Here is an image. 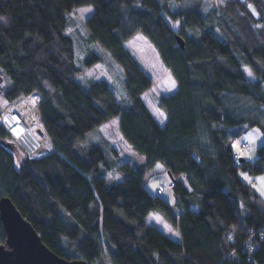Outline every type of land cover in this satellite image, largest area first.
Instances as JSON below:
<instances>
[{"label":"trees","instance_id":"1","mask_svg":"<svg viewBox=\"0 0 264 264\" xmlns=\"http://www.w3.org/2000/svg\"><path fill=\"white\" fill-rule=\"evenodd\" d=\"M84 5L94 7L84 23L100 50L86 63L120 66L123 104L107 79L77 64L66 13ZM139 32L177 82L158 99L164 124L144 99L153 78L126 46ZM0 72L7 102L39 97L40 112L22 119L40 140L44 128L52 150L29 158L0 118V197L50 249L89 264H264V197L239 175L264 174V0H0ZM15 109L31 112L26 101ZM115 116L145 156L139 166L107 164L102 144H81ZM255 127L256 156L237 162L235 139ZM158 162L172 172L178 213L145 186ZM112 168L123 177L107 186ZM152 212L179 237L149 223Z\"/></svg>","mask_w":264,"mask_h":264},{"label":"rangeland","instance_id":"2","mask_svg":"<svg viewBox=\"0 0 264 264\" xmlns=\"http://www.w3.org/2000/svg\"><path fill=\"white\" fill-rule=\"evenodd\" d=\"M93 9L94 7L92 5H84L75 8L69 13H66L68 21L66 32L73 37L78 66L87 67L86 77L90 79H107L117 99L123 104L126 98L125 88L122 84L123 72L120 66L116 63L111 62L109 59L102 58L96 61L97 65L92 68H88V65L86 63L88 58L93 53L100 54L98 46L93 44L92 40L89 39V33L84 23L86 18L89 17L93 12ZM126 46L131 50L134 56L144 67V69L153 78V85L148 91H146L144 99L152 113L159 120L162 121L165 118V113L158 106V99L163 94H170L174 92V90L177 88V82L175 81L171 72L164 66L156 47L146 35L141 32L136 33L134 36H132L129 40L126 41ZM245 71L249 78H253V75L251 74L253 70L251 69V67H245ZM4 85L5 82L3 85H0V118L2 117L1 105H10V102H7L3 97ZM23 101H26L29 108L31 109V112L29 110V113L21 111L20 116L22 118H25V116H27V118H30V114H34V112L36 113V111H39V97L36 95H32V97L30 98H24L17 104H14L10 107H13V109L15 110V107L20 105ZM7 113L11 115V112L9 111H7ZM11 118V116L7 117V119L10 120ZM119 123V116L112 117L107 122H105V124L99 126L93 132H90L87 135L85 141L81 142V144L83 143L82 145L88 148H90L94 144H102L106 153L107 164L128 161L134 166H139L145 161V156L139 153L125 138L120 129ZM11 124L9 126H11ZM16 135L18 136L17 132ZM16 135H13V137L20 143V148H23V150L26 151L27 156L30 157L23 141ZM107 138L111 141L112 145L116 147L118 154H115V152L112 151V145H110L108 142H105ZM44 140H40L36 135V141L33 143L32 149L30 150L32 155L40 157L48 153V147L49 149L51 148L48 141V137L46 136V139L44 138ZM37 141L38 143L36 144ZM245 141H249L250 144L248 153L242 149V144ZM262 142L263 138L261 135V131L257 127H255L252 128L249 132L247 131L237 137L234 141V146L235 149L238 150V152L241 154V156L244 157L245 155L249 158H254L257 154V148ZM107 164L103 163L102 168L105 169L107 167ZM253 176V180H255L253 181V184L255 185V187H257V191L259 190L258 192H261L264 195V174H256ZM122 177V173L117 168H112L107 171L106 185L110 186L112 183L121 180ZM145 177L148 178L146 185L148 191L152 195H159L162 199L168 201L172 208L178 213V206L176 205V196L172 188V177L170 176L167 168L162 163L158 162L147 171ZM159 188L162 189L161 193H158ZM148 221L152 225H155L161 230H163L168 235L174 238L179 237V231L176 225L164 216H162L160 213H150Z\"/></svg>","mask_w":264,"mask_h":264},{"label":"water","instance_id":"3","mask_svg":"<svg viewBox=\"0 0 264 264\" xmlns=\"http://www.w3.org/2000/svg\"><path fill=\"white\" fill-rule=\"evenodd\" d=\"M177 39L184 47L183 38L178 35ZM168 172L173 178L172 172ZM0 219L6 231V241L0 242V264H89L86 260L69 259L50 249L8 196L0 197Z\"/></svg>","mask_w":264,"mask_h":264},{"label":"bare ground","instance_id":"4","mask_svg":"<svg viewBox=\"0 0 264 264\" xmlns=\"http://www.w3.org/2000/svg\"><path fill=\"white\" fill-rule=\"evenodd\" d=\"M6 110V109H5ZM7 111H9V112H11L10 114L11 115H9L8 113H7ZM6 113H7V116L8 117H12L11 118V123H13V117H14V113H15V117H14V122H16V123H18V126H17V129H13L14 130V132H20V135H19V137H20V139L25 143V144H27V145H25V146H27L28 147V150L30 151L31 149H32V145H33V143L36 141V135H35V133H34V131H32V129L29 127V125L22 119V117L20 116V114L16 111V109L14 110L13 109V107H8L7 108V110L5 111ZM40 112V111H39ZM41 114V113H40ZM39 121H40V117H39ZM26 128V129H25ZM25 130L23 133H21V131L22 130ZM41 134L42 135H44V136H46V134H45V132H44V129H43V127H42V130H41ZM24 135H29L30 137V140L29 139H26L25 137H24ZM39 138V137H38ZM27 143H26V142ZM30 141V142H29ZM48 150H49V147H48Z\"/></svg>","mask_w":264,"mask_h":264},{"label":"built area","instance_id":"5","mask_svg":"<svg viewBox=\"0 0 264 264\" xmlns=\"http://www.w3.org/2000/svg\"><path fill=\"white\" fill-rule=\"evenodd\" d=\"M0 85L4 84V79H3V75L2 73L0 72ZM14 105V103L10 104V105H7V106H3L1 105V109H2V122L3 124L5 125V127L9 130H11V127L7 124V113L5 112V109H7L8 107ZM15 116V113L13 114ZM249 147H250V144H249V141H245L243 142L242 144V149L245 151V152H249ZM28 150V149H27ZM52 151L51 149L48 150V152ZM28 155L30 156V158H33V157H36L35 155H32L31 154V151L28 150ZM235 159L237 162H239L241 160V154L240 153H235ZM162 192V189H159V193Z\"/></svg>","mask_w":264,"mask_h":264},{"label":"crops","instance_id":"6","mask_svg":"<svg viewBox=\"0 0 264 264\" xmlns=\"http://www.w3.org/2000/svg\"><path fill=\"white\" fill-rule=\"evenodd\" d=\"M97 65V63L94 65V66H96ZM94 66H92V67H94ZM91 67V68H92ZM155 116V115H154ZM156 117V116H155ZM157 118V117H156ZM158 119V118H157ZM165 120H166V117L161 121V120H159L158 119V121L161 123V124H164L165 123ZM107 122V121H106ZM103 124H105V122L103 123ZM103 124H101L100 126H102ZM108 139V138H107ZM240 149V148H239ZM238 151V150H237ZM240 151V150H239ZM248 157V156H247ZM239 175L241 176V178L245 181V182H247V183H251V184H253V181H255V180H253V175L252 174H250L248 171H245V170H242V169H240L239 170ZM147 180H148V178L146 177L145 178V186L147 185ZM254 185V184H253ZM159 189H161V188H159ZM159 189H158V193H159ZM259 191V190H258ZM259 193H261V192H259ZM261 195L264 197V195L261 193Z\"/></svg>","mask_w":264,"mask_h":264},{"label":"clouds","instance_id":"7","mask_svg":"<svg viewBox=\"0 0 264 264\" xmlns=\"http://www.w3.org/2000/svg\"><path fill=\"white\" fill-rule=\"evenodd\" d=\"M10 104H12V103H10ZM14 104H17V103H14ZM14 117H15V116H14ZM1 120H2V117H1ZM2 123H3V122H2ZM15 124H18V123L14 122L13 125L10 126V127H11V130H9V129H7V128L5 127V128H6V129L12 134V135H16V132H14V130H13V129H17L16 127H14ZM3 125H4V124H3ZM4 126H5V125H4ZM17 133H18V132H17ZM19 135H20V134H18V136H17V135H16V136L19 137ZM19 138H20V137H19ZM25 148H26V146H25ZM26 149H27V148H26ZM50 152H51V151H50ZM50 152H48V153H50ZM48 153H46V154H48ZM46 154H45V155H46ZM43 156H44V155H43ZM40 157H42V156H40ZM40 157H37V156H36V157H33V158H40ZM29 158H30V157H29Z\"/></svg>","mask_w":264,"mask_h":264}]
</instances>
